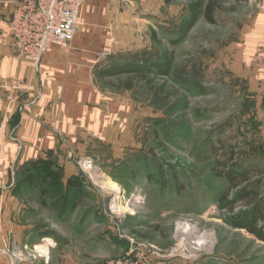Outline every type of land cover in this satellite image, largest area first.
Returning a JSON list of instances; mask_svg holds the SVG:
<instances>
[{
    "label": "rangeland",
    "instance_id": "obj_1",
    "mask_svg": "<svg viewBox=\"0 0 264 264\" xmlns=\"http://www.w3.org/2000/svg\"><path fill=\"white\" fill-rule=\"evenodd\" d=\"M197 1L204 10L211 0L143 9L157 43L139 59L162 63L167 49L173 60L168 75L151 74L127 91L133 139L119 151L102 147V159L76 158L89 179L93 225L84 227V213L63 222L48 208L37 218L47 237L28 245L26 216L1 210L0 264H264V241L232 224L258 211L257 202L238 199L247 187L264 204V77L250 57L253 37L264 33V0H215V23L202 12L180 43L167 44ZM87 158L97 167L84 174L78 162ZM231 173H242L233 185ZM229 191L234 212L220 205Z\"/></svg>",
    "mask_w": 264,
    "mask_h": 264
},
{
    "label": "crops",
    "instance_id": "obj_2",
    "mask_svg": "<svg viewBox=\"0 0 264 264\" xmlns=\"http://www.w3.org/2000/svg\"><path fill=\"white\" fill-rule=\"evenodd\" d=\"M176 1L87 0L71 45L52 46L37 66L17 55L9 32L13 4H0V126L5 127L0 138V212L6 217L26 216L21 231L25 244L47 237L37 218L48 208L63 222L84 213L86 222L90 219L84 227L93 225L87 218L92 213V206H87L89 179L78 170L76 158L94 153L101 158L102 147L119 151L135 136L132 128L137 120L133 99L127 98L129 90L118 87L123 76L106 72L119 59L142 61L141 54L151 56L157 31L151 33L154 20L143 15V9ZM253 38L257 42L250 57L264 48V33ZM166 40L171 44L174 38ZM20 81L28 90L19 89ZM44 163L58 177L25 182V173L30 170L37 176ZM57 184L63 187L61 193ZM51 196L53 204L48 202Z\"/></svg>",
    "mask_w": 264,
    "mask_h": 264
},
{
    "label": "built area",
    "instance_id": "obj_3",
    "mask_svg": "<svg viewBox=\"0 0 264 264\" xmlns=\"http://www.w3.org/2000/svg\"><path fill=\"white\" fill-rule=\"evenodd\" d=\"M87 0H14L9 32L17 55L34 65H39L52 46L68 47L79 33V13ZM101 54L99 58H103ZM251 65L264 77V48H258ZM19 89L28 90L25 81ZM0 126V138L4 134ZM88 174L97 163L92 158L78 162Z\"/></svg>",
    "mask_w": 264,
    "mask_h": 264
},
{
    "label": "trees",
    "instance_id": "obj_4",
    "mask_svg": "<svg viewBox=\"0 0 264 264\" xmlns=\"http://www.w3.org/2000/svg\"><path fill=\"white\" fill-rule=\"evenodd\" d=\"M166 4L171 3L175 0H164ZM218 1L211 0L208 3H206L205 8L204 3L202 1H197L195 4H193L190 8L189 15L182 21L181 25L178 27V39L175 41L172 40V46L180 43L187 35V33L191 30L195 22L198 20V18L202 15V12H205L204 16L207 19V21L211 24L215 23L214 19V13L217 10L218 7ZM135 60V61H134ZM173 60V53L169 50L165 51L164 59L162 63H159L158 61H151L150 60H142L137 61L136 58H133L132 60H120L114 64L110 69L106 72L114 73L115 77L118 76H128L126 79H119V89L124 88L125 90L132 91L136 88L137 84H139L142 80L148 79V76L154 73L162 74V75H168L171 64ZM108 75V74H107ZM111 76V75H110ZM111 82V86L115 85ZM236 172V171H235ZM26 176L24 177L25 182H33L34 177H41V182L46 181H53L54 177H58V174H55L51 171L49 164L46 163L41 164L40 172L39 174L31 173L30 170L27 171ZM236 175H238V178L241 177L242 173H231V175L228 178V181L233 185L237 179ZM246 175V174H244ZM36 179V178H35ZM37 181V180H35ZM42 184V183H41ZM52 184V183H49ZM70 186H73V182L69 184ZM79 192H83L82 187L80 188L79 184L75 185ZM234 188V186H231ZM230 187V188H231ZM238 187V186H236ZM231 188V189H233ZM44 191V190H43ZM232 192V190H231ZM229 192L224 194L220 199V205L223 209L229 210L230 212H234V203L235 201L229 200ZM253 192L250 191L247 187V189H244V192L238 199L246 200L247 204H255L257 202V209L258 211L247 216H240L233 220V225L237 228H242L248 230L250 233L254 234L256 237L264 241V229H259L257 227V223L259 220L264 221V204L259 200V195L255 194L254 197H252Z\"/></svg>",
    "mask_w": 264,
    "mask_h": 264
},
{
    "label": "bare ground",
    "instance_id": "obj_5",
    "mask_svg": "<svg viewBox=\"0 0 264 264\" xmlns=\"http://www.w3.org/2000/svg\"><path fill=\"white\" fill-rule=\"evenodd\" d=\"M95 180H98L97 178H95ZM194 240V239H193ZM196 241V240H195Z\"/></svg>",
    "mask_w": 264,
    "mask_h": 264
}]
</instances>
